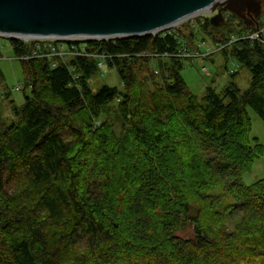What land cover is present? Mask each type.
I'll return each mask as SVG.
<instances>
[{"label":"trees","instance_id":"obj_1","mask_svg":"<svg viewBox=\"0 0 264 264\" xmlns=\"http://www.w3.org/2000/svg\"><path fill=\"white\" fill-rule=\"evenodd\" d=\"M224 19H197L216 45L255 28L243 13ZM186 29L86 42L87 56L65 61L20 60L36 44L8 40L25 102L4 92L11 122L0 104V264H264V181L242 182L264 156L248 113L264 123V46L220 51L250 72V87H208L200 102L174 57L197 39ZM102 61L120 87L93 88ZM189 226L194 239L177 236Z\"/></svg>","mask_w":264,"mask_h":264},{"label":"water","instance_id":"obj_2","mask_svg":"<svg viewBox=\"0 0 264 264\" xmlns=\"http://www.w3.org/2000/svg\"><path fill=\"white\" fill-rule=\"evenodd\" d=\"M246 11L255 21L259 0H0V36L8 40H119L154 36L217 10ZM224 22L214 16L211 24Z\"/></svg>","mask_w":264,"mask_h":264},{"label":"rangeland","instance_id":"obj_3","mask_svg":"<svg viewBox=\"0 0 264 264\" xmlns=\"http://www.w3.org/2000/svg\"><path fill=\"white\" fill-rule=\"evenodd\" d=\"M261 5L260 14H254L255 18L261 17L264 11V0H259ZM227 11L219 9L213 14H201L195 17L189 18L186 21L173 27V29L183 28L190 26L196 28L197 39L190 41L186 44L191 49H196L197 46L203 41L206 42L207 47L213 50L208 59H195L193 61L185 62L182 76L187 84L189 90L202 102L208 87H213L217 93H221L225 87L230 83L234 82L241 92H245L249 89L251 84V74L247 69H242L239 64L230 56L225 55L217 50V45L213 43L210 37L202 32L200 29L199 22L197 19L207 17L212 19L214 16L221 15L223 18L226 16ZM246 15V11H244ZM169 30V31H170ZM188 31H186L187 33ZM192 42V43H191ZM0 67L4 74L5 82L0 88V104L1 112L7 122H11L13 115L11 112L10 101L4 98V92L11 94V99L15 101L17 106H22L25 102L23 89V72L21 63L15 57L14 51L8 39H0ZM205 67L208 69L209 74L203 73L201 70ZM237 74L233 80L231 75ZM108 85L111 87H120V80L116 70H108L104 76H100L94 80L92 86L94 89H98L102 85ZM20 88V90H17ZM249 117L252 124L251 142L254 143L258 140L261 145L264 146V123L260 117L252 110L248 109ZM114 118V117H113ZM116 131L119 132V124L115 123ZM260 181H264V156L256 160L251 171L245 173L242 177V182L246 186H252ZM227 202L230 203L232 200L227 198ZM229 216L226 220V225L232 230L235 223L239 220V215ZM184 240H190L195 238L194 227L189 226L183 232L177 234Z\"/></svg>","mask_w":264,"mask_h":264},{"label":"built area","instance_id":"obj_4","mask_svg":"<svg viewBox=\"0 0 264 264\" xmlns=\"http://www.w3.org/2000/svg\"><path fill=\"white\" fill-rule=\"evenodd\" d=\"M224 10H221V12ZM225 17V16H224ZM225 20V19H224ZM258 20V22L256 21ZM253 23L255 25V28L243 35L242 37H231V40L229 44L227 45H217L216 51H222L225 50L228 46L233 44L234 42H237L238 40H248L251 42H256L264 46V11L262 16L259 18H255V21L253 20ZM169 31V30H168ZM3 37L0 36V39ZM6 39V38H3ZM16 40L22 41L28 45L36 44L35 49L33 48V51L31 55L29 56H22L20 60H28L32 58H43V57H58L61 60L65 61L69 57L77 56V55H85L88 54L85 52V43L86 42H92V41H103V40H90V39H79V38H72V39H28V38H22L18 37ZM75 43H82V52H78L77 47ZM213 54V50H211L209 47H207V44L205 41L200 43L196 49L189 48L186 44H184L179 51L177 52L176 56L180 59H184L186 61H193L195 59H208V57ZM143 57H146V55H142ZM170 57L168 55H163V58ZM103 59H105V56H102ZM99 68L102 71V76H104L107 71L105 70V66L103 61L98 64ZM205 74H209L208 69L205 67L201 70ZM17 90H20V88H17Z\"/></svg>","mask_w":264,"mask_h":264},{"label":"flooded vegetation","instance_id":"obj_5","mask_svg":"<svg viewBox=\"0 0 264 264\" xmlns=\"http://www.w3.org/2000/svg\"><path fill=\"white\" fill-rule=\"evenodd\" d=\"M240 12L242 13V10H240Z\"/></svg>","mask_w":264,"mask_h":264},{"label":"bare ground","instance_id":"obj_6","mask_svg":"<svg viewBox=\"0 0 264 264\" xmlns=\"http://www.w3.org/2000/svg\"><path fill=\"white\" fill-rule=\"evenodd\" d=\"M255 18V17H254ZM105 41H108V40H105Z\"/></svg>","mask_w":264,"mask_h":264}]
</instances>
